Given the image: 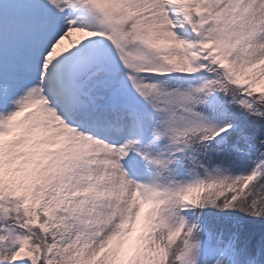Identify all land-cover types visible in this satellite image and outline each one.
I'll return each instance as SVG.
<instances>
[{"label":"snow or ice","instance_id":"snow-or-ice-1","mask_svg":"<svg viewBox=\"0 0 264 264\" xmlns=\"http://www.w3.org/2000/svg\"><path fill=\"white\" fill-rule=\"evenodd\" d=\"M0 264H264V0H0Z\"/></svg>","mask_w":264,"mask_h":264}]
</instances>
